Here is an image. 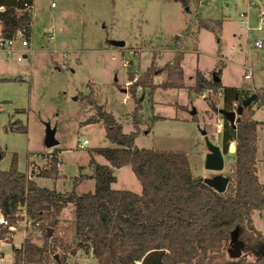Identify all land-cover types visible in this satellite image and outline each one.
I'll return each mask as SVG.
<instances>
[{
	"label": "rangeland",
	"instance_id": "rangeland-1",
	"mask_svg": "<svg viewBox=\"0 0 264 264\" xmlns=\"http://www.w3.org/2000/svg\"><path fill=\"white\" fill-rule=\"evenodd\" d=\"M30 11L31 51L19 62L0 55V78H8L0 80L1 170L9 167L15 153L16 168L31 171L39 186L92 191L93 179L83 176L92 172L88 160L93 157L106 163L93 150L112 144L105 140L102 122H86V118L99 105L128 133L133 130L131 114L138 104L139 133L134 140L138 148L183 151L193 175L201 178L230 175V153L224 155L219 172L203 166L202 130L220 146L221 97L213 90L196 93L189 88L199 71L209 72L206 78L214 72L223 86L264 89V43L262 48L254 46L256 39L264 40V0H187L186 6L179 0H33ZM113 40L124 45L113 46ZM178 52L182 53L183 88L154 89L142 84L141 76L148 68L151 83L164 81L165 72L158 70ZM244 65L253 69L248 79L243 77ZM252 108L259 122L256 175L262 182L264 111L256 102ZM14 121L25 125L26 132L5 128ZM48 130L57 141L51 148L45 144ZM82 139L88 144L79 148ZM52 150H58L60 176L36 177ZM114 174L117 180L112 188L140 193L141 184L129 165L114 169ZM231 187L228 181L225 191ZM73 217L69 204L62 210L63 221L50 229L57 238L53 251L65 257L66 264H97L90 250L75 244ZM251 219L264 235V210L253 211ZM11 230L16 245L24 237L41 242L40 230L27 218L19 219ZM9 248L8 243H0L1 252ZM244 254L242 250L240 255ZM0 264H8L7 258L0 256Z\"/></svg>",
	"mask_w": 264,
	"mask_h": 264
},
{
	"label": "trees",
	"instance_id": "trees-1",
	"mask_svg": "<svg viewBox=\"0 0 264 264\" xmlns=\"http://www.w3.org/2000/svg\"><path fill=\"white\" fill-rule=\"evenodd\" d=\"M179 1L186 6L187 0ZM32 4L33 0H0V22L5 31L11 34L22 29L29 38L31 18L25 9ZM181 59L182 53L178 52L158 70L166 75L159 84L151 83V71L146 69L142 84L149 83L154 89L183 88ZM135 87L132 84L131 90ZM205 89L220 95L225 110H231L233 102L253 93L251 89L223 86L220 80L206 78L197 71L189 90L200 93ZM259 97L264 98V91H257L254 100L243 109L234 126L235 136L230 132L231 124L221 116L223 155L228 154L231 142L236 145L231 153L233 167L228 177L232 187L228 192H217L200 176L193 175L183 151L138 148L134 142L139 133L138 104L131 114L133 130L128 133L122 131L112 113L99 105H94V114L86 118V122L101 121L105 140L112 144L93 150L106 163H98L93 157L88 160L92 172L83 176L93 179L92 191L77 193L74 187L57 191L39 186L31 171L16 168L13 153L9 167L0 169V214L9 226H15L22 219L19 214L24 212L31 225L40 230L41 242L24 237L18 247L11 245L12 264H66L65 257L53 251L57 238L48 230L58 226L57 214L69 204L74 211V242L84 251L90 250L97 264H136L151 250L161 251L159 264H264V235L251 219L253 211L264 210V177L261 182L256 175L259 122L253 118L252 108ZM5 128L26 132V126L19 121ZM59 163L58 150H52L34 175L57 179ZM124 165L130 166L140 182V193L112 188L116 181L114 169ZM233 230L244 242L245 254L236 258L227 253ZM12 234L8 226L0 227V241L11 244Z\"/></svg>",
	"mask_w": 264,
	"mask_h": 264
},
{
	"label": "water",
	"instance_id": "water-1",
	"mask_svg": "<svg viewBox=\"0 0 264 264\" xmlns=\"http://www.w3.org/2000/svg\"><path fill=\"white\" fill-rule=\"evenodd\" d=\"M113 46L121 47L124 45L123 41L113 40L111 41ZM214 81H219V77L214 74H211ZM255 94L252 93L249 96L243 98L239 104L237 105L235 111L233 110H225L223 108H219L217 111L221 116H223L230 124L231 129L230 132L232 136H235L234 126L240 120V116L243 112V109L250 105V103L254 100ZM141 100V98H140ZM194 114V111H192ZM202 134L204 135V145L206 147V153L203 159V166L206 170L212 172H219L223 169L224 166V155L221 151V147L209 140L208 136L205 134V130H202ZM57 141L53 137V131L48 130L46 135L45 144L48 148L55 146ZM236 149L235 143H231L228 147V153H234ZM202 181L213 188L217 192H224L226 189V185L229 181L228 176H224L220 173L214 174L211 177H204ZM50 233V230H48ZM244 248V242L238 238V234L236 230H233L230 234L229 247L227 249V253L229 257L236 258L240 256L241 251ZM161 255L160 250H151L147 252L142 258L140 264H159V257Z\"/></svg>",
	"mask_w": 264,
	"mask_h": 264
},
{
	"label": "built area",
	"instance_id": "built-area-1",
	"mask_svg": "<svg viewBox=\"0 0 264 264\" xmlns=\"http://www.w3.org/2000/svg\"><path fill=\"white\" fill-rule=\"evenodd\" d=\"M30 9H31V6L27 7L25 10L30 13L31 12ZM2 10H3V7L0 6V12ZM239 16L241 19V23H243L242 22L243 14L240 13ZM263 43H264L263 40L256 39L254 41V46L257 48H262ZM30 51L31 50L29 49V38H27L25 36L22 29H17L13 33L9 34L7 31H5L4 27L2 26V24L0 22V55H2L4 57L12 58L15 61L19 62L24 57H26V55ZM252 74H253V69L250 66L244 65L243 66V77L245 79H248L252 76ZM251 90H253L254 94L257 91L259 93L264 91V90H255V89H251ZM122 102H125V99H123ZM256 103H257V106L262 111H264V98L259 97V99H258V101H256ZM238 104H239V102H237V101L233 102L231 110L235 111ZM87 144H88V140L82 139V140H78L77 146L79 148H82ZM21 215H22V217L27 218V216L24 212H22ZM6 226H8L9 229H14V226H9L7 219L4 216L0 215V227H6ZM135 263L140 264L141 259L139 261H135Z\"/></svg>",
	"mask_w": 264,
	"mask_h": 264
},
{
	"label": "crops",
	"instance_id": "crops-1",
	"mask_svg": "<svg viewBox=\"0 0 264 264\" xmlns=\"http://www.w3.org/2000/svg\"><path fill=\"white\" fill-rule=\"evenodd\" d=\"M52 5V4H51ZM264 41V40H263ZM209 74V72H206V73H204L203 75L204 76H206V75H208ZM2 78H6V79H8L7 77H2ZM125 166V165H124ZM123 167V166H122ZM122 167H120V168H122ZM116 180H117V178H116ZM116 182V181H115ZM68 207V206H67ZM66 208V207H65ZM65 208H63V209H65ZM63 209H61L59 212H58V214H57V218H58V223L61 221H63V219H61V213H62V210ZM70 209V208H69ZM1 215V214H0ZM13 231V230H12ZM13 235L14 234H12V238H13ZM13 239L11 240V244L10 243H8L9 245H10V248H9V250L10 251H8V252H1L0 251V256L2 257V258H4V257H6L7 258V260H8V264H12V252H11V245H13V246H15V247H18L20 244H14L13 242ZM2 242H4V241H0V243H2ZM6 243V242H5ZM13 243V244H12Z\"/></svg>",
	"mask_w": 264,
	"mask_h": 264
},
{
	"label": "flooded vegetation",
	"instance_id": "flooded-vegetation-1",
	"mask_svg": "<svg viewBox=\"0 0 264 264\" xmlns=\"http://www.w3.org/2000/svg\"><path fill=\"white\" fill-rule=\"evenodd\" d=\"M214 175V174H213Z\"/></svg>",
	"mask_w": 264,
	"mask_h": 264
}]
</instances>
